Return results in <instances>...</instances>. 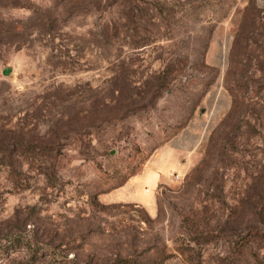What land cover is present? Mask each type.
<instances>
[{
	"label": "rangeland",
	"instance_id": "rangeland-1",
	"mask_svg": "<svg viewBox=\"0 0 264 264\" xmlns=\"http://www.w3.org/2000/svg\"><path fill=\"white\" fill-rule=\"evenodd\" d=\"M261 213L264 0H0V264H264Z\"/></svg>",
	"mask_w": 264,
	"mask_h": 264
},
{
	"label": "trees",
	"instance_id": "trees-1",
	"mask_svg": "<svg viewBox=\"0 0 264 264\" xmlns=\"http://www.w3.org/2000/svg\"><path fill=\"white\" fill-rule=\"evenodd\" d=\"M241 45V38L237 37L236 41L234 42V45L232 47V52H231V56H230V65H229V69H228V73H227V79H228V85L230 86V91L232 92V96H233V103H232V107L231 110L229 112V114L224 118V120L219 124V126L216 128L214 134V137H212V140L215 142L218 139H220V137H222L224 130L226 128V125L229 121V119H235V117H237L238 115H240V110H241V99H242V95H241V91L243 88H248L249 84H245L242 83L240 81V79H236L237 76V55L239 53V46ZM247 83V81H246ZM245 84V85H244ZM213 136V135H212ZM218 142H216L217 144ZM207 154L209 155V151L207 152ZM205 165V164H204ZM195 173V169L190 173V175H188V178H192L193 174ZM261 221L264 220V214L261 213ZM254 226H249L247 227V233L245 234V237H247V234L251 233L254 230ZM191 240V239H190Z\"/></svg>",
	"mask_w": 264,
	"mask_h": 264
},
{
	"label": "water",
	"instance_id": "water-1",
	"mask_svg": "<svg viewBox=\"0 0 264 264\" xmlns=\"http://www.w3.org/2000/svg\"><path fill=\"white\" fill-rule=\"evenodd\" d=\"M10 70H11L10 68L5 69L4 74H8L10 72Z\"/></svg>",
	"mask_w": 264,
	"mask_h": 264
},
{
	"label": "crops",
	"instance_id": "crops-1",
	"mask_svg": "<svg viewBox=\"0 0 264 264\" xmlns=\"http://www.w3.org/2000/svg\"><path fill=\"white\" fill-rule=\"evenodd\" d=\"M168 146H169V147L171 146V149H172V150H173V149H174V150L177 149V148H175L174 145H172V144H169Z\"/></svg>",
	"mask_w": 264,
	"mask_h": 264
}]
</instances>
